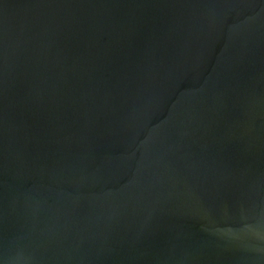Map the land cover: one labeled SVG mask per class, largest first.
Segmentation results:
<instances>
[{
    "label": "water",
    "instance_id": "water-1",
    "mask_svg": "<svg viewBox=\"0 0 264 264\" xmlns=\"http://www.w3.org/2000/svg\"><path fill=\"white\" fill-rule=\"evenodd\" d=\"M0 264H264V0H0Z\"/></svg>",
    "mask_w": 264,
    "mask_h": 264
}]
</instances>
